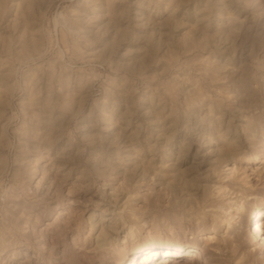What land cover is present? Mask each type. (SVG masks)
Listing matches in <instances>:
<instances>
[{"label": "rangeland", "instance_id": "374dc122", "mask_svg": "<svg viewBox=\"0 0 264 264\" xmlns=\"http://www.w3.org/2000/svg\"><path fill=\"white\" fill-rule=\"evenodd\" d=\"M262 238L264 0H0V264H264Z\"/></svg>", "mask_w": 264, "mask_h": 264}, {"label": "bare ground", "instance_id": "6f19581e", "mask_svg": "<svg viewBox=\"0 0 264 264\" xmlns=\"http://www.w3.org/2000/svg\"><path fill=\"white\" fill-rule=\"evenodd\" d=\"M228 171H230V172H233L234 171V169L233 168H228L227 169ZM228 176H229V174H228ZM257 226H256V228H257V230H258V233H261L262 232V229H261V224L260 223H257L256 224ZM256 230V229H255ZM255 232V231H254ZM257 232V231H256ZM213 234V233H212ZM212 234H206V236H204V238H205V240L207 241V242H210V241H212L213 239H214V236L212 235ZM261 240H264L263 238L261 239ZM201 253V252H200ZM158 254V251L157 250H155V251H153V253H152V255H157ZM171 253L168 251L166 254H165V256H167L168 257V255H170ZM176 254H172V256H175ZM200 256V255H199ZM196 257V256H195Z\"/></svg>", "mask_w": 264, "mask_h": 264}]
</instances>
